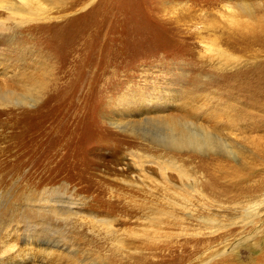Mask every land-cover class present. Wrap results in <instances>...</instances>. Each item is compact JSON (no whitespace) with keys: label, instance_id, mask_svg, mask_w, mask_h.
<instances>
[{"label":"rangeland","instance_id":"374dc122","mask_svg":"<svg viewBox=\"0 0 264 264\" xmlns=\"http://www.w3.org/2000/svg\"><path fill=\"white\" fill-rule=\"evenodd\" d=\"M41 3L0 0V264H264V0Z\"/></svg>","mask_w":264,"mask_h":264},{"label":"bare ground","instance_id":"6f19581e","mask_svg":"<svg viewBox=\"0 0 264 264\" xmlns=\"http://www.w3.org/2000/svg\"><path fill=\"white\" fill-rule=\"evenodd\" d=\"M21 2L27 7L30 8V16H42L43 14L46 13L45 10L48 8L43 6L41 3V0H21ZM243 12V10H242ZM213 145L212 141L208 138H204L202 136H196V137H190L189 140L186 142L177 143V140H171L170 141V146H172L175 149H180V148H189L192 150H197V151H205L209 146ZM180 178L185 177L182 172L179 173Z\"/></svg>","mask_w":264,"mask_h":264}]
</instances>
